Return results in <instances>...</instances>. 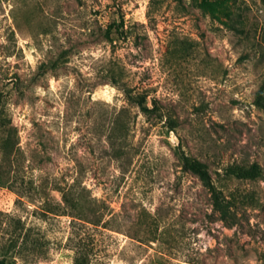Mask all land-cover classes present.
<instances>
[{"label":"rangeland","instance_id":"rangeland-1","mask_svg":"<svg viewBox=\"0 0 264 264\" xmlns=\"http://www.w3.org/2000/svg\"><path fill=\"white\" fill-rule=\"evenodd\" d=\"M0 264H264V0H0Z\"/></svg>","mask_w":264,"mask_h":264},{"label":"trees","instance_id":"trees-1","mask_svg":"<svg viewBox=\"0 0 264 264\" xmlns=\"http://www.w3.org/2000/svg\"><path fill=\"white\" fill-rule=\"evenodd\" d=\"M138 105L144 114L150 117L153 116L154 114L153 108H147L145 105H142V103H138ZM169 127L173 128L174 125L170 123ZM182 159H183V169L195 174L201 180V182L207 188V190L211 192V194L214 197H216V190L214 189L212 178L207 169L206 164L195 158H191L188 156H183Z\"/></svg>","mask_w":264,"mask_h":264}]
</instances>
